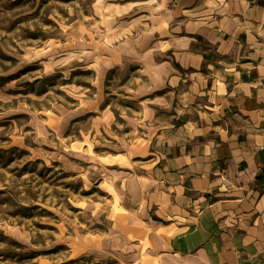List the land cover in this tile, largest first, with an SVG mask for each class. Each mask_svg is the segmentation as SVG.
Listing matches in <instances>:
<instances>
[{
  "label": "rangeland",
  "instance_id": "374dc122",
  "mask_svg": "<svg viewBox=\"0 0 264 264\" xmlns=\"http://www.w3.org/2000/svg\"><path fill=\"white\" fill-rule=\"evenodd\" d=\"M129 1L0 0V264H143L133 171L170 117L150 51L104 43Z\"/></svg>",
  "mask_w": 264,
  "mask_h": 264
},
{
  "label": "crops",
  "instance_id": "0c3cea01",
  "mask_svg": "<svg viewBox=\"0 0 264 264\" xmlns=\"http://www.w3.org/2000/svg\"><path fill=\"white\" fill-rule=\"evenodd\" d=\"M129 3L104 43L114 65L162 63L170 117L151 113L156 157L133 171L141 263L264 264V0Z\"/></svg>",
  "mask_w": 264,
  "mask_h": 264
},
{
  "label": "bare ground",
  "instance_id": "6f19581e",
  "mask_svg": "<svg viewBox=\"0 0 264 264\" xmlns=\"http://www.w3.org/2000/svg\"><path fill=\"white\" fill-rule=\"evenodd\" d=\"M162 65V63H152V70H153V72L155 73V76L157 77V78H159V68H160V66Z\"/></svg>",
  "mask_w": 264,
  "mask_h": 264
}]
</instances>
